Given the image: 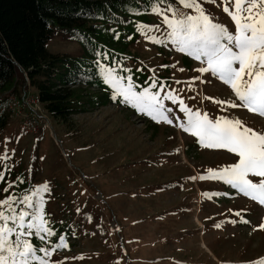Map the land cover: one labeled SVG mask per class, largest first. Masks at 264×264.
<instances>
[{
	"label": "rangeland",
	"instance_id": "1",
	"mask_svg": "<svg viewBox=\"0 0 264 264\" xmlns=\"http://www.w3.org/2000/svg\"><path fill=\"white\" fill-rule=\"evenodd\" d=\"M170 2L177 6L176 0ZM217 4L220 0L203 7L215 23L234 32L231 18ZM151 18L150 26L161 30L143 33L126 53L140 64H115L126 71L136 65L139 69L126 75L137 86L142 75V89L156 79L176 90L193 110L212 119H239L264 131V117L243 108L222 110L207 99L231 101L234 96L210 74L202 77L207 83H192L199 75L195 69L202 65L170 43L167 47L153 43L151 38H163L167 29L161 17ZM48 51L72 58L83 54L79 44L60 38L49 43ZM25 86L29 95H37L30 84ZM78 90L87 95L80 111L69 119L59 120L44 111L40 124L47 128L29 132L20 118H10L0 131V155L7 151L9 163L24 174L28 195L44 184L49 187L44 212L62 236L67 234L69 247L54 254L52 264H254L264 258V230L258 228L264 223V206L221 181L199 179L210 169L235 163L237 157L200 147L195 137L139 114L114 92ZM102 99L105 103L98 105ZM165 104L184 119L178 106ZM16 113L23 115L22 108ZM26 193L17 197L18 210H27L19 202ZM241 210L249 223L234 214Z\"/></svg>",
	"mask_w": 264,
	"mask_h": 264
},
{
	"label": "snow or ice",
	"instance_id": "2",
	"mask_svg": "<svg viewBox=\"0 0 264 264\" xmlns=\"http://www.w3.org/2000/svg\"><path fill=\"white\" fill-rule=\"evenodd\" d=\"M205 3L216 4V0H176L177 6L167 0H148L146 11L161 17L167 29L163 38L152 37V42L165 47L170 43L175 51L202 65L195 69L199 75L192 78V83H207L202 77L210 74V78L214 77L230 88L234 96L231 101L207 98L221 105L222 110L243 108L264 117V0H220L223 11L234 23V32L225 25L215 23L205 11ZM181 8L191 12L181 11ZM137 30L147 36L149 32L161 29L141 24ZM97 55L108 59L107 53ZM96 65L101 78L113 89L115 96L122 98L139 114L147 115L156 123L180 128L195 137L204 149L225 150L237 157L235 163L218 170L210 169L209 175L199 179L221 181L264 206V131L248 127L239 119L232 120L226 116L212 119L206 112L202 114L200 110H193L176 94V90L162 82L158 84L156 79L148 87L137 91L132 77L120 74L125 71L122 67L106 65L100 59H97ZM166 101L178 106L184 119L176 116L172 107H166ZM9 159L7 151L0 155V162ZM10 170L5 163L0 170V182H4L5 173ZM249 177L259 179L254 182ZM12 186L9 182L8 188ZM7 190L4 189L5 192ZM49 192L48 185L44 184L20 199L19 202L27 210H18L15 207L17 198L11 195L0 200V264H52L54 253L67 247L63 237H59L58 243L45 247L32 242L35 237L41 244L48 245L49 239L56 235L44 212V194ZM234 214L243 223H249L243 219L242 210ZM258 228L264 230V223ZM254 264H264V258Z\"/></svg>",
	"mask_w": 264,
	"mask_h": 264
},
{
	"label": "trees",
	"instance_id": "3",
	"mask_svg": "<svg viewBox=\"0 0 264 264\" xmlns=\"http://www.w3.org/2000/svg\"><path fill=\"white\" fill-rule=\"evenodd\" d=\"M147 8L148 0H0V131L11 117L9 99L12 95L19 96L27 83L26 77L47 113L63 121L77 114L78 106L83 105L82 97L87 93L79 88L97 91L103 88L113 93L101 78L96 61L100 59L109 66H117L116 62L140 64L138 58L128 57L126 53L143 34L137 30L138 26L151 24L152 13ZM55 38L79 44L82 56L72 58L50 53L48 45ZM98 53H107L108 59L104 60ZM136 65L120 74L127 76L128 72L137 71ZM140 82L145 84L142 75ZM141 83L137 91L142 90ZM104 103L102 99L97 104ZM5 163L11 170L5 173L4 182H0V200L8 195L17 198L28 186L24 174L13 168L9 160L0 164V170ZM9 182L13 184L11 188ZM48 221L56 235L49 239L48 245L35 237L32 242L45 247L63 237L68 243L67 236L59 233L61 229ZM67 248L68 244L54 254Z\"/></svg>",
	"mask_w": 264,
	"mask_h": 264
},
{
	"label": "built area",
	"instance_id": "4",
	"mask_svg": "<svg viewBox=\"0 0 264 264\" xmlns=\"http://www.w3.org/2000/svg\"><path fill=\"white\" fill-rule=\"evenodd\" d=\"M26 79H27V83L30 84L27 77ZM33 106L41 108L42 112L38 114L35 110L31 108ZM18 108H22L23 113L21 114L23 115H18V113H16ZM8 109L11 113L10 118L11 119L20 118L23 127L29 132L36 131L41 127L47 128L45 127L44 123H42V125L40 124V121H42V119H44L43 117H45L43 112L44 111L47 112V111L44 105L42 104L39 96L29 95L26 86L21 89L19 96L12 95L10 97L8 102Z\"/></svg>",
	"mask_w": 264,
	"mask_h": 264
}]
</instances>
